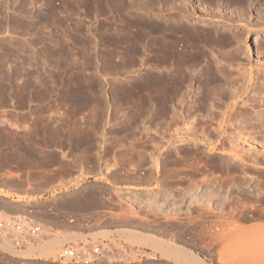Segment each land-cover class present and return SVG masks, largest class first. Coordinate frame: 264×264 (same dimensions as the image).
I'll return each mask as SVG.
<instances>
[{"label": "rangeland", "instance_id": "374dc122", "mask_svg": "<svg viewBox=\"0 0 264 264\" xmlns=\"http://www.w3.org/2000/svg\"><path fill=\"white\" fill-rule=\"evenodd\" d=\"M188 2L194 11L181 15L177 13L180 0H0V202L6 196L17 203L15 209L0 203V210L6 212L5 218H29L41 227L40 237L29 244L58 238L53 244L56 250L35 252L24 264H73L60 256L70 244L99 246L98 256L78 264H180L153 248L150 241H136L133 235L142 233L181 244L207 264L242 260L239 264H252L259 257L262 262H256L264 264L263 256L249 258L236 241L229 249L226 246L229 254H225V243H217L213 235L218 228L216 219L221 220L224 213L222 205H228L225 211L263 207L264 202L257 200L260 194H255L260 191L254 187L256 176L234 181L208 165L207 159L216 155L206 156L205 140L214 141L215 131H190L181 125L185 118L199 122L205 117L209 106L197 103L202 97L203 70L215 55H228L233 46L220 47L219 52L214 46L202 45L198 52L205 58L185 70L191 82L186 81L179 93L185 97L177 94L168 108L169 115L174 110L178 113V127L173 123L165 129L169 115L164 119L159 110L154 112L157 126L152 122L147 102L149 78L165 70L164 65H172L152 67L150 28L160 25L156 29L160 35L168 25H202L231 35L244 21L236 20L234 4L219 8L214 0ZM249 8L253 25L245 33L240 29V39L251 50L249 58L242 55L237 60L243 62L242 68L254 67L255 73L238 80L233 73L230 85L238 90H229H241L237 106L251 110L252 115L251 124L238 131L239 147L255 151L251 148L264 150V126H258L264 117L253 116L264 113V89L260 88L264 69H259L264 68V0H251ZM218 11L222 18L216 16ZM221 19L228 23L225 29ZM225 59V67L231 64L221 67L229 73L236 70L237 60ZM228 87L223 92H229ZM246 97L249 103L253 98L261 103L242 106ZM226 102L229 105L230 97ZM236 132V127L227 128L221 138L226 140ZM190 139L201 141L198 148L202 152L188 154L193 147ZM249 186L250 196L245 188ZM209 191L215 195L211 197ZM261 221L241 225L249 229ZM0 243L4 244L1 236ZM2 254L0 264L22 262Z\"/></svg>", "mask_w": 264, "mask_h": 264}, {"label": "bare ground", "instance_id": "6f19581e", "mask_svg": "<svg viewBox=\"0 0 264 264\" xmlns=\"http://www.w3.org/2000/svg\"><path fill=\"white\" fill-rule=\"evenodd\" d=\"M180 1L182 4H181L180 8L177 7V9H178L177 13L178 14L183 15V12L191 13L194 11V10H191V8H193V7L190 8V6L188 4V3H190V2H188L189 0H180ZM214 1L216 3V6H218V7L223 6L224 3L225 4L228 3V5H229V3L234 4L235 8L234 7L233 8L237 11V13H236L237 19L236 20H244L245 21V22L243 21L244 23L242 22L241 24L236 25V28L239 29L238 31H234L231 33V35H227L224 32H222L224 34H220L218 32L219 29H218V31L216 29L215 30L213 29L214 30L213 31L210 28H209L210 30L207 28H204L202 25H199V26L198 25H192V27L190 26V28H186L184 26H179L178 24H177L178 26H174V24H173L172 27H169L170 25H168L167 26L168 29H164V32L163 31L161 32V30H160V32H161V33L159 32L160 35H157L158 31L156 32V29L158 30L160 25H158V24L155 25V26H158V28L155 27L154 25L150 28L149 38H148V46H149L148 51H149V59L152 61V67L157 69L159 66H161V65L163 66V64H165V63L166 64L169 63L172 65V67H170V68H168L169 66L164 65L165 70L161 67L163 70L159 69V72L157 74L153 73L150 76L149 83H148V101L147 102H148V106H149L148 108L151 112L150 114H152V117H151L152 122L154 123V121L156 119L154 112L159 110L160 113H162V116L164 117V119L167 117L169 118L168 120L165 119V124H166L165 129H168L169 127H171V125L173 123H174L173 125H175L180 120V119L177 120L178 118H176V116H175V114H176L175 110L173 111L174 113H171L169 115L168 108H169V106H171L170 104L172 103V101L175 100V97L177 96V94L179 95L180 92H183L182 87L184 88L186 81H188L187 83H189V85H190L191 82H189V80L187 79L188 71L186 73L185 70L187 68L190 69V67L195 65L199 61L200 57H202L201 56L202 53L199 54V52H198L199 48L202 45L203 46L204 45L205 46L210 45L212 47L214 46L215 49H219V52H221L223 50L222 48H221L222 50H220V47L225 48L226 46H233V49H231V47L229 48L232 50V52L230 50L228 52V55L225 54L228 56V57H225V58H227V60L229 59L228 62H230V61L235 62V60L241 58L242 55H244L246 58H249L248 51L251 50V47L247 46L245 40L240 39V35L242 34V32H240V29H242V30L245 29V30H243V32L244 31L245 32L250 31V28H251L250 26H251L252 22H250V20H249V16L251 13L249 6H250L251 0H214ZM256 1H258V0H256ZM219 4H221V5H219ZM258 12H260V11H258ZM258 12H256V13L258 14ZM217 14L218 15H216V16L222 18L221 11H218ZM261 15L263 16L264 12L261 13ZM223 16H224V14H223ZM257 18H259V16ZM229 20H230V18H229ZM227 24L228 23L223 22V20H222L221 26L224 27L223 29H225V26ZM165 27H166V25H165ZM260 36H262V35H260ZM256 38L257 37H255L254 39H256ZM215 46H217L219 48H216ZM202 50H203V48H202ZM225 53H227V52H225ZM220 55H221V53H220ZM215 56L216 57H213L212 62L214 61L213 63H215L216 66H215V64L212 65L213 63L211 65H209L210 64L209 63L210 58L208 59L209 61L205 60L209 64L205 62L206 64H208L207 66H205L206 70L205 71L203 70V72L205 73L204 74L205 78H203L204 75H202V78L204 79V81L201 80L203 82H202L201 86H199L202 89L203 93L200 91L202 94L201 95L202 97L200 98V96H199L198 98L200 100L198 98L195 100V101L199 100L197 103H200V105H203V108L204 107L206 108V104L209 106V107L207 106L208 107L207 111H206V109H203L206 111L205 117L198 122V120L197 121L188 120L185 117L189 116V113L187 116H186L187 113L186 114L184 113L185 119H183V120L181 119L182 120L181 125L187 126V128H185V129L186 130L188 129L190 131L195 130V129L199 130L200 128L202 129V132L204 130H207V129L211 132L215 131V134H216L215 138L216 139L214 141H212L213 139L211 141L210 140L206 141L204 139L205 145L207 146V150L204 151L206 156L209 157L211 154L216 155L215 157H212V158L209 157L210 159H207L209 161H207L206 163L208 164V162H209L210 164H208V165H211L213 168H219L220 170H222V173L224 172V174L226 176L231 175L230 177L234 181L237 177L238 178H240V177L246 178L249 175H251V176L255 175L256 176L255 178L257 181H256L254 187H257L260 190L259 192L255 193V194L256 195L260 194V196L257 200L259 202V199H260V201L263 203L264 202V150L262 148H258V149L257 148H251V149H255V151L254 150L250 151V150H245L243 147H242L243 148L242 149L241 147H239V137L240 136L238 135L239 134L238 131L240 129H243V130L246 129L247 124L250 123L249 121L252 119V115L249 112L251 110L247 111V109L245 108L247 106H245V105H248V106L251 105V107H253L255 105L256 101H257V103L258 102L261 103V100H257L258 98L257 99L253 98V99H251V101L249 103L248 102L249 99L247 97H246V99L242 98L243 101L241 100L242 101L241 105L245 106L244 107L245 109H243L245 111H243L242 109L239 110V108L241 106L240 107L237 106L238 105V99L237 98L241 97V94H242L240 92L241 90L239 89V91H238V92H240V94L238 92L231 90L234 87L232 88L233 85L231 86L230 85L231 82L229 81V79L232 78L233 73H234L233 76H237V80H238V78H242V77L247 78V79L251 78L253 72L255 73V71L253 70L254 67L253 68L252 67H250V68L245 67L244 68V66H243V68H244V70H243V68H242L243 62L240 61V63H239L237 60V62H236L237 64L234 63L237 65V67L236 66L234 67V68H236V70H233V71L229 70L231 72V73H229V72H226L227 70H225V69L231 63L229 64L227 62L229 65L227 64L225 67L226 59L224 58V56L223 55H222L223 57L220 56L221 59L218 58L219 57L218 55H215ZM202 58L204 59L205 57H202ZM224 60H225V62H223ZM247 61H248V59H247ZM218 64H219V66H218ZM213 66H215V68H213ZM221 66L225 67V69H223ZM232 66H230V67L232 68ZM259 69L263 70L264 68L261 67ZM190 80H192V79H190ZM225 85L227 87L229 86L228 90H229V88H231L230 90L232 92L229 90V92H231L230 96H229V92L226 91L228 93V95L226 92H223ZM261 85H262V87H260V88L264 89V80L261 83ZM240 86H241V84L239 85V87ZM187 87H189V86H187ZM236 88H238V87H236ZM236 88H234V90ZM244 89L247 90L243 86V91H244ZM236 90H238V89H236ZM253 91H255V90H252V92ZM200 92L198 91L197 93H200ZM255 92H257V91H255ZM180 95L184 96L183 94H180ZM256 95H257V93H256ZM228 96L231 99V102H229V105L226 102L227 100H229ZM247 96L249 97V95H247ZM251 97H253V96H251ZM254 97H256V96H254ZM215 98L218 99L217 104L214 101ZM253 102H255V103H253ZM262 104L264 105V103H262ZM174 105H175V103H174ZM174 105L172 104V106H174ZM259 105L261 106V104H259ZM172 110H173V107H172L170 112H172ZM178 111H180V110H178ZM180 112L183 113V111H180ZM166 114H168L170 117L167 116ZM164 115H166L167 117ZM254 115L255 116H261L262 118L264 117V113L260 112V111L255 112V114H253V116ZM181 117H183V114ZM181 117H179V118H181ZM190 119H193V118H190ZM213 121H215V125L211 124V123H213ZM156 124L157 123L155 121L154 125H156ZM176 126L178 127V123L175 125V127ZM258 126L259 127L264 126V121L262 119L259 121ZM231 127H234V128L236 127V129H237L236 134H234V136H232V137L227 138L226 140L225 139L223 140L221 137L224 136V133L226 132L227 128L229 129ZM181 130H182V128H181ZM211 132H209V134ZM206 134H205V136H206ZM190 142H191L193 147L188 149L187 152L189 155L191 152H194V153L202 152L200 150V148H198V146L200 147L199 142H201V141L195 140V139H193V140L190 139ZM263 145L264 144H262V147H263ZM178 153H177V155H178ZM205 154L203 155L204 157H205ZM203 156H202V158H203ZM196 158H199V160H201L200 156L196 157ZM177 160H178V158H177ZM208 165H206V166H208ZM211 166H209V167L211 168ZM254 181H255V179H254ZM242 184H244V183H241V185ZM245 188L247 189L246 190L247 193L248 192L250 193V191H248L250 189V186L245 187ZM243 190H244V187L242 188V191H241L242 193H243ZM251 190L253 191V189H251ZM246 191H244V192H246ZM209 192L212 193L210 195L211 197H213L215 195V192H213V191H209ZM249 193H248V195H249ZM1 200H2V202H0V203L4 207L8 206V208L9 207L14 208L15 206H17V205L14 206V204L7 203V201L5 199H1ZM223 200H225V198ZM220 201H221V199H220ZM224 202L226 203L227 201H222V204H224ZM220 204H221V202H220ZM243 205L245 206V204H243ZM226 206H228V205H226ZM257 206H259V205H257ZM225 207H224V205L221 206V211L223 210V212H224L220 215V218L222 217V219L219 220L217 218L216 220H218V221L216 222V224L213 222L215 224L214 226L218 227L215 230V232L213 233V235L216 238L217 243L218 242H221V244L223 242L225 243V245H224L225 248H223V249H226L227 251H226V253L225 252L224 253L229 254V252H228V249L230 247L229 244L231 243V245H232V243H234L236 241V242L241 243L243 245L242 247L244 248V252L247 254L246 256L249 255L250 256L249 258L253 259L252 257H255V256L259 257L261 255V257L263 256L261 259H263V262H264V223L261 225L255 226V227L252 226V228H249V229H246L241 225L242 222H245L248 220H259V221L262 220L264 222V203H263V207H260V208L257 207L258 208L257 209L254 206L255 209L253 208V210H252V208H251V211H249L250 210L249 208H248L249 210L247 208L245 209V207H246L245 206V207H241V208L238 207L239 209H237L235 207L236 210L230 209V210H228L229 211L228 212V211H225L226 210ZM249 207H251V206L249 205ZM0 213L3 214V216H4L5 215L4 213H6V212L3 213L0 210ZM233 228H236L237 230L235 231V230H233ZM126 230H127V228H126ZM128 231H129V229H128ZM128 231H127V233L129 234V232H131L132 230L129 232ZM133 232L134 231H132L131 233H133ZM133 234H135V233H133ZM142 234L143 235H137L136 234L133 236L135 237L136 241H138L139 243L147 241V240H148V242L150 241V244L152 245L153 248L158 249L163 255H165L166 257L172 258L175 262H178L180 264H207L201 258V256L195 254L192 250L186 248L185 246H183L181 244L173 243L172 241L170 242L169 240L163 241V240H160L159 238H157V236L155 237L153 235H144V233H142ZM40 235H41V233L37 237H40ZM0 236L2 238H4V244L0 243V252L5 255L4 258H7V259L8 258H16L17 260L22 261V262H19L20 264H24L26 260L33 259L34 257L32 255H34L35 252L40 253V252H48L50 250L52 251V249L55 246L53 244L54 243L56 244V241H58V238L55 239L56 237L54 238V240L51 239L52 241L48 240V242L44 241L45 243H42V244H39L40 242L36 243V244H32V243L29 244V242H30L29 241L26 248L19 249V247L14 243V240L12 239V237H10V235H7L4 232ZM74 236H75V234H74ZM66 237H67V235H66ZM69 237H73V235H70ZM130 238H132V237H130ZM135 239L133 240L134 242H136ZM16 246L18 247V249ZM220 246L223 247V245H220ZM226 246L227 247L229 246L228 249ZM54 249L56 250V248H54ZM222 251H225V250H222ZM233 254H235V253H233ZM259 259H260V257H259ZM259 259H256V261L258 260V262L259 261L262 262V260H259ZM236 260H237V257H236ZM254 260H255V258H254ZM51 261H53V260H51ZM220 261H221V259H220ZM251 261H252V264L253 263L259 264L256 261L255 262H253V260H251ZM242 262H244V261L242 260ZM97 264H102V263H97ZM224 264H225V262H224ZM260 264H262V263H260Z\"/></svg>", "mask_w": 264, "mask_h": 264}, {"label": "built area", "instance_id": "2783aa9c", "mask_svg": "<svg viewBox=\"0 0 264 264\" xmlns=\"http://www.w3.org/2000/svg\"><path fill=\"white\" fill-rule=\"evenodd\" d=\"M41 227L29 218L19 219L10 215L5 218L0 213V235L6 233L14 240L18 247L25 246L29 241L34 240L40 233ZM100 254L99 246L88 244H70L61 251V258L73 264L89 262Z\"/></svg>", "mask_w": 264, "mask_h": 264}, {"label": "crops", "instance_id": "0c3cea01", "mask_svg": "<svg viewBox=\"0 0 264 264\" xmlns=\"http://www.w3.org/2000/svg\"><path fill=\"white\" fill-rule=\"evenodd\" d=\"M3 197V196H2ZM4 199L7 201V203H9V204H17L16 202H15V200L13 199V200H11V199H9V198H5L4 197Z\"/></svg>", "mask_w": 264, "mask_h": 264}]
</instances>
